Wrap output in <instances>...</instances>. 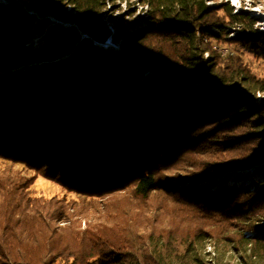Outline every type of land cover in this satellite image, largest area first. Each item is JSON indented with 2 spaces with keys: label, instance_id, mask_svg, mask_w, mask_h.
Returning a JSON list of instances; mask_svg holds the SVG:
<instances>
[{
  "label": "trees",
  "instance_id": "trees-1",
  "mask_svg": "<svg viewBox=\"0 0 264 264\" xmlns=\"http://www.w3.org/2000/svg\"><path fill=\"white\" fill-rule=\"evenodd\" d=\"M132 2L0 0V159L72 195L0 178V264H264V30L206 0L107 24Z\"/></svg>",
  "mask_w": 264,
  "mask_h": 264
},
{
  "label": "rangeland",
  "instance_id": "rangeland-1",
  "mask_svg": "<svg viewBox=\"0 0 264 264\" xmlns=\"http://www.w3.org/2000/svg\"><path fill=\"white\" fill-rule=\"evenodd\" d=\"M4 3L7 2V0H2ZM17 1V0H16ZM216 3H230L235 12L243 11L247 12L251 17H254L257 20L256 28H258L259 31L264 30V0H206V4L208 6H213ZM146 8H143L139 0H135V2H132L130 5H127L126 3H118L115 8H112L108 11V13L105 15V20L107 21V24L110 26H114L115 24L121 23V21L124 22L125 27L130 32H136L138 28L147 26L145 19H146ZM233 33V31H231ZM34 48H37L41 45L43 41V35L37 36L34 38ZM110 41V40H109ZM108 45H105L107 47ZM223 55L227 53V50L224 49H218ZM247 58L249 60H253L254 64L257 66L258 61H256L252 56L247 55ZM150 74L151 78H154L151 71H148L144 75ZM263 95H258V101L263 99ZM4 174V175H3ZM9 175L17 176L19 178L23 179H29L33 184L32 185V192L36 196L40 197H47L51 198L55 195L59 197H65L67 199L72 198L71 194H68L64 192L59 186H57L56 182L45 178L42 175H39L36 171L31 169L27 164L25 163H13V162H7L2 159H0V178L6 179L9 178ZM38 175V176H37ZM246 175V178H243V176ZM237 177L236 183L237 184H250L252 183L255 178L251 171H244L241 173L240 176L234 175ZM242 176V177H241ZM222 177V176H221ZM218 177V178H221ZM257 177V176H256ZM133 204H128V209H130L132 212L134 210ZM155 210L153 209L151 213L147 215H153ZM158 212V211H157ZM162 215L165 217L166 214L163 212ZM161 214L157 217V225L159 224H166L167 221L164 220L163 216ZM147 221V220H146ZM85 226V224H83ZM166 225H163L165 227ZM161 227V228H163ZM157 228V229H161ZM260 234L264 235V231ZM255 235V234H252Z\"/></svg>",
  "mask_w": 264,
  "mask_h": 264
},
{
  "label": "water",
  "instance_id": "water-1",
  "mask_svg": "<svg viewBox=\"0 0 264 264\" xmlns=\"http://www.w3.org/2000/svg\"><path fill=\"white\" fill-rule=\"evenodd\" d=\"M85 37H88V36L85 35ZM107 44H108L109 46H111V45H112V40L108 41ZM149 71H150V70H149Z\"/></svg>",
  "mask_w": 264,
  "mask_h": 264
},
{
  "label": "bare ground",
  "instance_id": "bare-ground-1",
  "mask_svg": "<svg viewBox=\"0 0 264 264\" xmlns=\"http://www.w3.org/2000/svg\"><path fill=\"white\" fill-rule=\"evenodd\" d=\"M108 45V44H107Z\"/></svg>",
  "mask_w": 264,
  "mask_h": 264
},
{
  "label": "built area",
  "instance_id": "built-area-1",
  "mask_svg": "<svg viewBox=\"0 0 264 264\" xmlns=\"http://www.w3.org/2000/svg\"><path fill=\"white\" fill-rule=\"evenodd\" d=\"M224 54V53H223Z\"/></svg>",
  "mask_w": 264,
  "mask_h": 264
}]
</instances>
